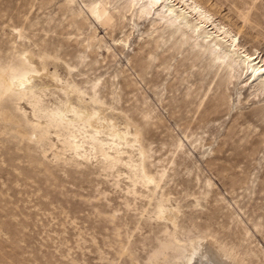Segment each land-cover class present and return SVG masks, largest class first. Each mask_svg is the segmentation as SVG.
Masks as SVG:
<instances>
[{
    "label": "bare ground",
    "instance_id": "1",
    "mask_svg": "<svg viewBox=\"0 0 264 264\" xmlns=\"http://www.w3.org/2000/svg\"><path fill=\"white\" fill-rule=\"evenodd\" d=\"M50 2L43 0L44 5ZM73 2L77 3V7L68 9ZM201 3L205 4L201 0H80V3L78 0H65V4L59 8L63 10L62 15L66 14L64 20L67 23L62 28H54V31L65 34L66 40H70L74 30L79 32L86 25L99 24L106 31L112 45H107L104 37L99 39L93 26L83 47L90 55L97 54L103 48L115 58L117 54L114 51H121L124 39L115 38L113 33L119 30L127 37L128 34L125 35L126 32L122 30L125 21L134 23L135 19L147 20L145 35L156 36L151 41L142 42L133 60H130V66L136 69L146 85L158 84L157 71L152 72L151 78H145L155 60H158L156 67L169 70L172 55L187 45L180 66L173 67L177 74L176 82L166 84V88L172 91L176 83L191 77L195 86L193 89L186 88L180 97L169 98L166 105L170 108V116L183 110L191 115L198 112L194 130L206 122L214 121L215 114L226 103L228 85L233 79H240L241 86L249 91L248 97H260L262 101L252 116L263 123L261 138L257 143L259 146L264 142V58L256 55V52L242 50L238 34L243 26L237 27L232 33V30L216 23L212 19L211 10ZM239 17L243 24L248 22V12H240ZM33 25L27 24L26 28L30 29ZM11 35L5 45L0 43L1 147L8 149L7 145L12 141L19 144L26 140L28 143L25 148L29 154L38 151L46 157L49 152L54 160L69 154V158H64V163L72 162L81 166L96 162L101 171L110 172L108 174L111 175L115 169L116 177H123L125 181V194L132 197L131 201L124 199V207L129 208L135 205L138 198L141 199L144 202L137 208L139 216L148 214L149 219L161 226L155 233L156 244L152 246L154 251L147 258L150 264H159L160 258L161 264L170 259L173 264H185L184 256L193 246L202 249V254L207 257L206 264H264L253 261L251 250L241 249L243 245L233 240L235 232H226L228 226L223 224L224 221H218L220 207L217 203L225 201L223 196L214 198L216 205L210 206L207 219L203 222H197L199 216L195 211L189 209L186 213L182 209L197 206L200 199H207L211 191L208 189L209 179L202 192L192 191L190 185H186L190 179L183 180L184 196L193 198L191 204L182 205L176 198L170 197L172 192L166 188V183L162 184L166 167L151 170L155 164L150 160V145L155 136L154 129H158L161 121L159 118L149 122L148 112L140 109L137 103L139 99L131 102L128 95L132 91L129 88L133 79L122 78L121 83H99V77L89 76L92 64L82 62V56L79 55L81 50L69 48L63 39H43L42 36L33 39L16 24L12 26ZM161 43L167 45L162 52L170 51L168 55L156 52ZM81 63V68L77 69ZM194 66H197L195 73L188 72ZM184 72L188 74L183 76ZM210 73L212 75L208 78ZM212 76H218L213 94L200 109ZM136 113H141V117H137ZM151 125H155V128ZM188 126L184 127L188 129ZM183 136L188 138L189 134L184 132ZM182 142V139H177L174 149L180 148ZM194 142L196 140L189 144L192 146ZM256 149L254 147L248 155H254ZM28 157L35 159L31 155ZM206 162L208 166L216 167L221 175L229 169L219 167L216 162ZM173 163V176H176L184 160ZM186 166L188 164L184 163L183 167ZM243 169L240 172L245 174L247 166ZM226 178L228 181L224 184L232 192L237 185L239 187L243 184L246 176ZM119 182H115L116 187ZM258 192L264 193V182L260 184ZM226 203L231 205L230 201ZM255 206L256 209H264L262 204ZM114 213L115 210L111 217ZM211 220L218 225L216 228ZM251 225L254 228L263 226L253 221ZM242 227L239 232L236 231L240 233V237H235L239 240H244L249 232L248 226ZM159 233L161 236L157 237ZM128 250V243L121 244L117 253L123 254ZM134 259L137 260V257ZM194 264H200L199 257Z\"/></svg>",
    "mask_w": 264,
    "mask_h": 264
},
{
    "label": "rangeland",
    "instance_id": "2",
    "mask_svg": "<svg viewBox=\"0 0 264 264\" xmlns=\"http://www.w3.org/2000/svg\"><path fill=\"white\" fill-rule=\"evenodd\" d=\"M201 1L205 2L201 5L211 10L212 19L232 30V33L243 26L238 34L242 50L256 52V55L264 58V0ZM64 4L65 0H51L45 5L43 0H0V43L5 45L11 39V29L16 24L33 39L39 36L43 39L60 38L69 48L81 50L79 55L82 62L92 64L89 76L99 77V83H121L122 78L133 79L129 88L132 91L128 95L131 102L139 99L137 103L140 109L148 112L149 122L159 118L161 121L158 129H154L155 125L150 126L155 132L150 145V160L155 167L151 170L166 167L162 184L166 183V188L172 192L170 197L176 198L182 205L191 204L193 198L184 196V181L190 179L186 185H190L192 191L202 192L209 179L208 189L211 191L207 199H200L197 206L182 209L186 213L189 209L195 211L199 216L197 222H203L207 219L210 206L216 205L214 198L223 196L225 201L217 203L220 207L218 221H224L223 224L228 226L226 232H235L233 240L243 245L241 249L251 250L253 261L264 263V209H256L255 206L262 204L264 207V193L258 192L260 184L264 182V142L257 145L263 123L252 118L254 110L262 104L260 97H248L249 91L241 86L240 79H233L228 85L226 103L215 114L216 119L194 130L198 112L191 115L182 109L185 113L175 112L171 117L170 108L166 105L171 96L180 97L186 88L193 89L195 86L191 77L176 83L172 91L166 88V84L176 82L177 74L173 67L180 66L187 45L172 55L169 70L156 67L158 60H155L145 78H151L152 72L157 71L158 84L146 85L136 69L130 66V60H133L142 42L151 41L156 36L145 35L147 20L135 19L134 23L125 21L122 30L126 32L125 35L128 34L127 37L119 30L113 33L115 38L124 39L121 51H114L117 54L115 58L103 48L97 54L90 55L83 46L93 26L99 39L104 37L107 45H112V42L103 27L96 23L84 26L79 32L74 30L70 40H66L65 34L55 32L54 28H62L67 23L64 20L66 14L62 15L63 10L59 8ZM76 7L77 3L73 2L68 9ZM240 12H248L246 24L239 17ZM27 24L34 25L27 29ZM68 28L71 29L70 26ZM166 46L159 44L156 52H162ZM162 53L168 55L170 51ZM196 70L197 66H194L188 72L195 73ZM217 79L218 76H212L200 109L213 94ZM136 116L140 118L141 113H136ZM183 120L188 121H185L186 125L189 124L188 129L184 127ZM191 127L193 133H190ZM184 132L189 134L188 138L183 136ZM177 139H182L183 145L174 149ZM193 140H196L192 144L196 145L195 149L189 144ZM27 143L26 140L19 144L12 141L7 145L8 149L0 145V264H150L147 258L154 251L155 233L161 226L149 219L148 214L139 216L137 208L144 202L141 199L138 198L135 205L129 208L124 207V199L131 201L132 197L125 194V181L123 177H116L115 169L111 175L108 174L110 172L101 171L96 162L81 166L64 163V158H69V154L60 160L52 159L49 152L46 157L38 151L29 154L25 148ZM254 147H257L255 154L249 156ZM179 160H184L188 166L183 167V163L178 175L173 176V162ZM208 160L229 169L221 175L216 167L206 164ZM246 166L245 174L240 172ZM243 175L246 176L243 184L230 192L228 185L224 184L228 181L226 177L238 179ZM116 181H120L118 187L115 186ZM234 200L237 203L234 204ZM240 220L243 223H239ZM211 221L216 228L218 225ZM252 221L263 226L254 228ZM242 226H248L249 232L244 240H239L235 237H240L238 232ZM125 243H128L129 250L118 254L121 244ZM161 261L162 258L158 260L159 264ZM165 264H173V260Z\"/></svg>",
    "mask_w": 264,
    "mask_h": 264
},
{
    "label": "clouds",
    "instance_id": "3",
    "mask_svg": "<svg viewBox=\"0 0 264 264\" xmlns=\"http://www.w3.org/2000/svg\"><path fill=\"white\" fill-rule=\"evenodd\" d=\"M198 257L200 264H206L207 257L202 254V249L199 246H193L184 256L185 264H194Z\"/></svg>",
    "mask_w": 264,
    "mask_h": 264
}]
</instances>
